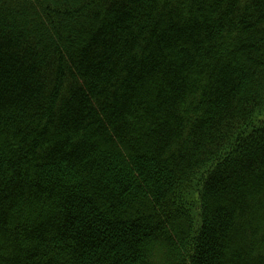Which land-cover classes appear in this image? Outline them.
Here are the masks:
<instances>
[{
	"label": "trees",
	"instance_id": "1",
	"mask_svg": "<svg viewBox=\"0 0 264 264\" xmlns=\"http://www.w3.org/2000/svg\"><path fill=\"white\" fill-rule=\"evenodd\" d=\"M0 264H264V0H0Z\"/></svg>",
	"mask_w": 264,
	"mask_h": 264
}]
</instances>
